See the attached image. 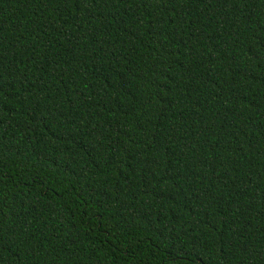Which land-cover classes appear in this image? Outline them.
<instances>
[{
    "label": "trees",
    "instance_id": "trees-1",
    "mask_svg": "<svg viewBox=\"0 0 264 264\" xmlns=\"http://www.w3.org/2000/svg\"><path fill=\"white\" fill-rule=\"evenodd\" d=\"M0 264H264V0H0Z\"/></svg>",
    "mask_w": 264,
    "mask_h": 264
}]
</instances>
